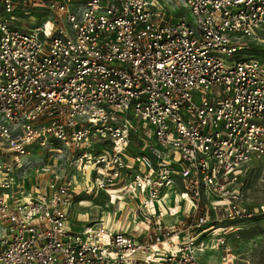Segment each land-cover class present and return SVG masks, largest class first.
I'll return each mask as SVG.
<instances>
[{
  "label": "built area",
  "instance_id": "2783aa9c",
  "mask_svg": "<svg viewBox=\"0 0 264 264\" xmlns=\"http://www.w3.org/2000/svg\"><path fill=\"white\" fill-rule=\"evenodd\" d=\"M174 2L0 0V264H202L264 215V0ZM93 189L130 222L73 232Z\"/></svg>",
  "mask_w": 264,
  "mask_h": 264
},
{
  "label": "rangeland",
  "instance_id": "374dc122",
  "mask_svg": "<svg viewBox=\"0 0 264 264\" xmlns=\"http://www.w3.org/2000/svg\"><path fill=\"white\" fill-rule=\"evenodd\" d=\"M166 14L168 17H181L184 21L192 23L193 19L188 11L178 8V3L174 0H164ZM72 9L76 8L73 4ZM170 15V16H169ZM39 24V22L37 23ZM251 51H255L260 56H264V44H254ZM243 57V55H241ZM134 140V139H132ZM136 141H133L130 151L136 152ZM31 159H38L40 150L31 149ZM41 155V154H40ZM46 157H48L45 154ZM31 174V173H30ZM236 190L240 194L241 199L247 205L253 207L264 205V162L253 161L241 168L236 181ZM85 206H81L75 201L70 213V224L73 232H77L84 226H90L97 223L102 217L103 222L109 225L119 226L127 225L129 217H124V213L113 215L110 213L111 207L107 205L106 195L104 192L94 191L91 196L87 197ZM103 211L98 213L95 211ZM176 219L165 218L164 223L170 225ZM228 228L225 234H222V247L210 249V254L202 256V264H222L221 256L224 252L229 254L231 264H264V215L258 216L252 220L245 222H237L221 225ZM214 240L211 236L210 242ZM227 250V251H226Z\"/></svg>",
  "mask_w": 264,
  "mask_h": 264
},
{
  "label": "crops",
  "instance_id": "0c3cea01",
  "mask_svg": "<svg viewBox=\"0 0 264 264\" xmlns=\"http://www.w3.org/2000/svg\"><path fill=\"white\" fill-rule=\"evenodd\" d=\"M85 206V205H84ZM210 254V253H209ZM208 255V254H207Z\"/></svg>",
  "mask_w": 264,
  "mask_h": 264
}]
</instances>
